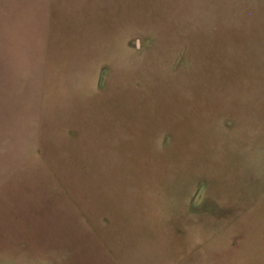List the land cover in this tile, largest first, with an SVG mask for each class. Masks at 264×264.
I'll return each mask as SVG.
<instances>
[{
    "label": "rangeland",
    "instance_id": "obj_1",
    "mask_svg": "<svg viewBox=\"0 0 264 264\" xmlns=\"http://www.w3.org/2000/svg\"><path fill=\"white\" fill-rule=\"evenodd\" d=\"M0 264H264V0H0Z\"/></svg>",
    "mask_w": 264,
    "mask_h": 264
}]
</instances>
